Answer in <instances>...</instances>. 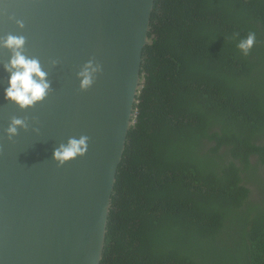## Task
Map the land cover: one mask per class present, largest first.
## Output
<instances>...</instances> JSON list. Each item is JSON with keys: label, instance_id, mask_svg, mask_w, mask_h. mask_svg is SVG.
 <instances>
[{"label": "trees", "instance_id": "16d2710c", "mask_svg": "<svg viewBox=\"0 0 264 264\" xmlns=\"http://www.w3.org/2000/svg\"><path fill=\"white\" fill-rule=\"evenodd\" d=\"M150 37L101 264H264V0H155Z\"/></svg>", "mask_w": 264, "mask_h": 264}, {"label": "water", "instance_id": "95a60500", "mask_svg": "<svg viewBox=\"0 0 264 264\" xmlns=\"http://www.w3.org/2000/svg\"><path fill=\"white\" fill-rule=\"evenodd\" d=\"M154 7L155 0H0V37L24 36L25 55L40 60L52 83L34 108L6 101L11 52L0 48V264H101ZM90 60L102 71L82 90L77 74ZM13 117L29 127L10 140ZM80 136L89 138L85 156L63 166L53 160L60 143Z\"/></svg>", "mask_w": 264, "mask_h": 264}, {"label": "clouds", "instance_id": "9594fccd", "mask_svg": "<svg viewBox=\"0 0 264 264\" xmlns=\"http://www.w3.org/2000/svg\"><path fill=\"white\" fill-rule=\"evenodd\" d=\"M20 28H24L23 21H17ZM256 42V34L250 32L246 38L239 40L237 47L243 55L247 56ZM26 38L8 34L0 37V48L8 49L11 57L3 64V69L8 73L7 87L4 88V99L17 105L21 110L34 108L42 103L52 91V83L48 79V72L38 58L25 55L24 49ZM53 65L58 61H51ZM102 71L101 65L94 61H88L78 72L80 88L87 90L95 82L97 73ZM29 127L26 120L13 117L6 129L8 138L11 140L19 134L20 129ZM89 149V138L87 136L70 137L67 143H60L53 152V160L63 166L78 157L85 156Z\"/></svg>", "mask_w": 264, "mask_h": 264}, {"label": "flooded vegetation", "instance_id": "af4514ba", "mask_svg": "<svg viewBox=\"0 0 264 264\" xmlns=\"http://www.w3.org/2000/svg\"><path fill=\"white\" fill-rule=\"evenodd\" d=\"M261 135V134H260ZM257 144L264 145V138H255ZM252 141V140H251ZM255 142V141H253ZM211 144L207 145L205 144V150H207L208 147H210ZM226 150V147H223L219 150L220 153H223ZM249 162L251 164L249 170L246 172L243 171L245 169V166L240 162L236 161L238 165H241L240 169V177H241V184L248 189V199L246 198V203L244 206H249V209L251 208H257V204L261 207L260 211L262 213V216H264V185L259 184L256 179H261L264 181V156L260 155L257 152H251L249 154ZM230 160V159H229ZM227 160V162L229 161ZM221 173V168H219ZM235 177V176H234ZM223 239H225V235H222Z\"/></svg>", "mask_w": 264, "mask_h": 264}]
</instances>
